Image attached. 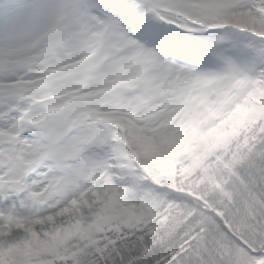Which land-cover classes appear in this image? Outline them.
<instances>
[{"label":"snow or ice","instance_id":"obj_1","mask_svg":"<svg viewBox=\"0 0 264 264\" xmlns=\"http://www.w3.org/2000/svg\"><path fill=\"white\" fill-rule=\"evenodd\" d=\"M0 264H264V0H0Z\"/></svg>","mask_w":264,"mask_h":264}]
</instances>
